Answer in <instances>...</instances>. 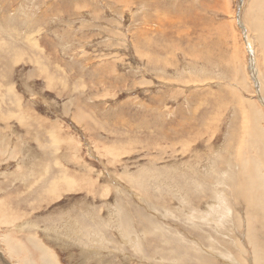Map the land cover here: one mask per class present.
I'll list each match as a JSON object with an SVG mask.
<instances>
[{"label":"rangeland","instance_id":"obj_1","mask_svg":"<svg viewBox=\"0 0 264 264\" xmlns=\"http://www.w3.org/2000/svg\"><path fill=\"white\" fill-rule=\"evenodd\" d=\"M246 1L0 0V264H256L222 171L264 168Z\"/></svg>","mask_w":264,"mask_h":264},{"label":"bare ground","instance_id":"obj_2","mask_svg":"<svg viewBox=\"0 0 264 264\" xmlns=\"http://www.w3.org/2000/svg\"><path fill=\"white\" fill-rule=\"evenodd\" d=\"M244 4H245V2H243L241 4V6H240L241 9L244 8V6H245ZM245 13H246V16H245L246 30H245V32L247 33L246 34L247 43L249 45L248 50L250 53H252L251 54L253 57V59L251 60L252 66H253L252 70L254 71L255 78L257 79L258 78L257 72L259 74V77L261 75V73L258 69L259 67L257 65V58H258L257 57V55H258L257 50L259 51V54L261 53V55H260L261 63H264V0H249L248 9L246 10ZM250 35L251 36L253 35L254 38L253 37L252 38L255 40V43L257 44V46L254 45V42H253L252 38L250 37ZM251 40H252V42H251ZM253 45H254V49H255L254 51H253ZM255 47H257V48H255ZM253 52H254V54H253ZM254 63H255V67H254ZM252 75H254V74H252ZM263 75L264 74H262L261 77ZM262 79H263V77H262ZM258 85H259V82H258ZM262 103H264L263 98H262ZM251 106H254V105L252 103H250L249 107H251ZM256 116H261V114H257ZM254 118H255L254 113L249 116V119L244 118L243 121L250 120V122L251 121L252 122H251V124L243 125V130L244 129L246 130L245 135H250L252 137H254V135H255L256 137H254V138L260 140L261 143L264 144V130L261 128V126L258 128L255 125V124H257V121ZM249 150H250V147L248 144L245 145L243 148L237 150L235 153V156L233 158H231L232 161L230 163L227 161L228 162V163H226L227 166L223 167L222 171H223V173H226L224 170L231 168V171L229 172V185H228V188L230 190V195H233L239 202L244 203V205L247 207V209L245 210V214L247 216L248 224H249V228H250L248 231V234H247L248 235L247 239L250 241V243L254 247V255H255L256 264H264V251L262 250V249H264V214H260L258 212V210H260L264 213V168L261 169V167L259 165V158H254L255 155L251 156V153L249 154ZM222 166L223 165H221V167ZM55 183H57V182H55ZM70 183H72V182H70ZM67 186H65L64 189H66ZM72 186H73V184H72ZM57 187L60 188L61 186L57 185ZM50 188L51 189L49 190V193H51V191H53L52 185L50 186ZM54 191H55V189H54ZM56 194H58V193H56ZM219 195L221 196V194H219ZM220 200H222V199H220ZM258 233H260L261 237H262V243L260 246H256V237H257ZM27 241L34 248H36V250L39 253L38 259H40V261L43 264H52V263L57 264V263H55L56 260L55 259L53 260V258H54L53 252L50 254V252H48L49 250L47 251V249L45 248L43 243L36 242L34 236L33 237H27ZM24 257H23V259H24ZM25 258H27V257H25ZM252 259L254 260V257H252ZM12 262H13V260H12ZM23 262H25V261H23ZM26 264H34V263L32 260L28 259Z\"/></svg>","mask_w":264,"mask_h":264}]
</instances>
